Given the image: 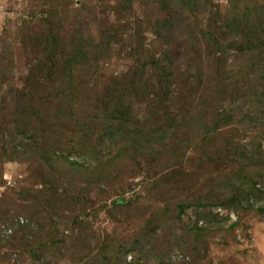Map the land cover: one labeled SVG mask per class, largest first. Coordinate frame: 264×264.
I'll return each mask as SVG.
<instances>
[{"label":"rangeland","instance_id":"1","mask_svg":"<svg viewBox=\"0 0 264 264\" xmlns=\"http://www.w3.org/2000/svg\"><path fill=\"white\" fill-rule=\"evenodd\" d=\"M110 26L118 39L77 68L71 104L35 103L15 135L14 100L47 38L62 65L69 42ZM263 132L264 0H0V245L38 191L69 195L56 258L32 259L37 237L0 264H264Z\"/></svg>","mask_w":264,"mask_h":264},{"label":"trees","instance_id":"2","mask_svg":"<svg viewBox=\"0 0 264 264\" xmlns=\"http://www.w3.org/2000/svg\"><path fill=\"white\" fill-rule=\"evenodd\" d=\"M117 39L118 33L115 30L114 26H110V28L100 32L95 37H88V41L85 39L84 36L80 38L77 37L71 42H69V45L67 46V48H69V52L67 53V60H64L63 64L61 65L63 57H61L59 61V59L57 60L58 55L53 52V48L58 47L59 42L55 38L48 37L47 40L44 42L42 59L39 62L35 61V63H32L30 70L28 71L26 81L24 82V88L18 94V99L14 100L15 104H13L15 106L13 109L15 110V112H13L12 115V125H16L15 135L24 134L25 129L30 127V124L29 122H27L26 118H30L29 111L33 110V105L35 103L38 104L41 108H43L46 104V101L51 99L55 101L56 98H58L63 101V108L68 107L69 104H71V101L65 102V100L70 97V95H67V85L70 86L73 83L76 75L75 71L77 70V68L84 66L87 63V60H89V62L95 61V55H98L100 53L99 50L101 49V47L115 44ZM88 42H90L91 44ZM259 50L262 51L261 49ZM152 65L156 66L155 71H157L158 69L161 70V67H163L165 63L160 61ZM59 72L67 76L64 83L60 81V76L57 75ZM159 77L164 76L162 74H159ZM48 80H50V82L52 83H50L51 85L46 90L43 88V86L45 84H48ZM39 89L43 91V94H46V97H43L41 99L40 96V99L36 100V93H38ZM168 90V82L161 81L159 83V88L157 91L159 94L164 95L163 101H165L166 99ZM50 91L54 94V97L53 95L49 96L46 93H50ZM155 97L158 98L157 96ZM121 102L122 101L120 99L116 101L113 107V112H111V119L107 120L109 123H115L116 125H118V128L119 125L124 123L127 119V113L119 111ZM57 108H60V105L57 106ZM35 113L37 112H34V114ZM69 113L70 111L68 112V114ZM38 115L41 116L43 115V113L39 112ZM74 115L75 113L71 115L72 120L76 119ZM15 118H17L16 121ZM107 121L105 120L106 123ZM38 133L41 135L44 134V132H35L29 138V143L32 145L31 151L34 153H37V151H45L42 147H40L41 138L40 141H38ZM24 141L25 140L23 139L22 142L17 144L15 147L19 148L20 150L28 148V145L24 144ZM23 153L26 152H22V155ZM2 156L4 157V155ZM66 165L67 168L72 170L80 171L84 168L82 165H79L73 161L66 163ZM53 185H55V182H53L48 189L43 188V191H38L35 194L36 196L32 197L34 205L32 207L33 210L30 211V217L28 218L29 223L26 226H18L16 231L12 233L11 236H6V238H3V242H5V244L0 245V250H5L7 252V255H10L13 252L22 251L31 243L35 245L37 243L36 241H39L37 237H43L42 239L44 245L40 244L34 249L29 250L31 252L30 254L33 256L32 259L38 263L39 259L37 257L41 259H48L43 256L45 254L48 255L50 258H56L54 254L57 251L56 249H59L60 252L61 248L63 247L62 245L65 244V242L59 237L61 234L60 230L61 228H64L65 225H67L69 222V220L64 216H60L61 209H59V207L57 206H60V204H58V202L61 201L59 199L60 197H65L66 199L69 195L67 193L65 194L66 196L63 194H57ZM76 194L78 195L77 197L73 198V200H77L80 198V193L77 192ZM12 219L14 220V218ZM12 219L8 218V222L12 223ZM79 220L80 217H77L75 221H73V223H75L76 226H82L77 227V229L79 228V236H85L87 229L83 225L79 224L82 223L79 222ZM78 240L82 239H80L79 237ZM103 254H105V252L102 250L98 253V256H101V261L103 263L108 262V260L102 258Z\"/></svg>","mask_w":264,"mask_h":264}]
</instances>
